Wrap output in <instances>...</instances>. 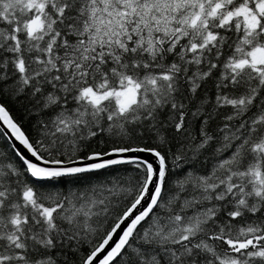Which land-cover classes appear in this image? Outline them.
I'll return each instance as SVG.
<instances>
[{"label": "snow or ice", "instance_id": "6c2138e0", "mask_svg": "<svg viewBox=\"0 0 264 264\" xmlns=\"http://www.w3.org/2000/svg\"><path fill=\"white\" fill-rule=\"evenodd\" d=\"M0 264H264V0H0Z\"/></svg>", "mask_w": 264, "mask_h": 264}]
</instances>
